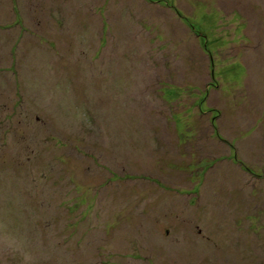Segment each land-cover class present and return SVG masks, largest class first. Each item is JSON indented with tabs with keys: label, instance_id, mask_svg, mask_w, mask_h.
<instances>
[{
	"label": "rangeland",
	"instance_id": "obj_1",
	"mask_svg": "<svg viewBox=\"0 0 264 264\" xmlns=\"http://www.w3.org/2000/svg\"><path fill=\"white\" fill-rule=\"evenodd\" d=\"M43 4L0 31V264H264V0Z\"/></svg>",
	"mask_w": 264,
	"mask_h": 264
},
{
	"label": "crops",
	"instance_id": "obj_2",
	"mask_svg": "<svg viewBox=\"0 0 264 264\" xmlns=\"http://www.w3.org/2000/svg\"><path fill=\"white\" fill-rule=\"evenodd\" d=\"M58 1H59L58 7L62 6V8H64L65 7L64 3L67 2V0H58ZM26 3L28 5H26ZM43 5H44L43 0H0V27H1L0 31L11 33L12 35H13V33H20V32L27 31L28 27L31 26V23H30L31 20H29L28 9H29V11L30 10L36 11L39 8H44ZM65 10H66V13L68 15L69 14V8L65 7ZM85 16L86 15H84V17ZM60 24L61 23L59 22V20L57 18H56L55 22L51 18L47 22V25H44L43 32L44 31H45V33L47 32L46 27H47L48 32L54 30L55 27H57L58 33L67 32V31L61 32L62 30H64V28L60 27ZM35 25H38V24H35ZM40 27H38V28L40 29ZM39 29H36L35 31H39V32L43 33ZM52 39H54V38H52ZM16 44H17V42H15L14 45L9 48V55H10V53L12 54L11 59L13 61L17 57H20L19 56L20 52H19V49H18ZM49 46H50V48L53 49L55 47V43L50 41ZM0 60L1 61L4 60L1 54H0ZM36 60L43 61V63H44L43 65H45V66L51 65V62H52V60L50 61L48 57L38 58ZM31 61H35V59H28L27 63H30ZM2 68H4V70ZM39 69H40L41 75L45 76L46 69L43 67H40ZM20 70H22V66H18L17 61H15V62H11L9 64H2V67H0V74H5V75L11 74L12 79L15 80V77ZM68 75H66V77L70 78V76H68ZM103 77H101V79L104 81H107L108 78L104 79ZM43 78H45V77H43ZM142 80H144V79H142ZM167 93H171V91L166 92V94ZM166 94L163 95L162 101L168 105L169 103L165 100Z\"/></svg>",
	"mask_w": 264,
	"mask_h": 264
}]
</instances>
